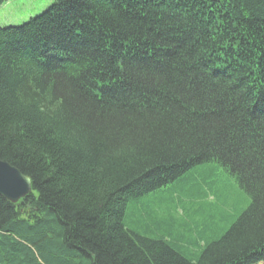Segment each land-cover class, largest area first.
<instances>
[{"label": "trees", "instance_id": "obj_1", "mask_svg": "<svg viewBox=\"0 0 264 264\" xmlns=\"http://www.w3.org/2000/svg\"><path fill=\"white\" fill-rule=\"evenodd\" d=\"M0 160L31 184L0 196V264H264V0H52L0 26ZM209 163L248 204L199 245ZM174 183L190 225H126Z\"/></svg>", "mask_w": 264, "mask_h": 264}, {"label": "rangeland", "instance_id": "obj_2", "mask_svg": "<svg viewBox=\"0 0 264 264\" xmlns=\"http://www.w3.org/2000/svg\"><path fill=\"white\" fill-rule=\"evenodd\" d=\"M52 0H8L0 5V26L19 25L29 17L44 10ZM193 177L196 178L199 190L206 193L203 200L211 203L210 209L203 215L195 218L198 223V233L193 231L192 238L199 241L201 245L204 241L215 239L224 230H226L232 221L247 207L248 199L245 193L232 180L226 178L216 164L209 163L201 166ZM183 186L180 183H174L171 187L163 189L160 192L150 194L142 199L138 212H131L132 207L126 209V225L138 232H143V226L149 225L154 230V222H166V208L172 211V217L175 219L174 231H179V226L183 221L191 224L190 219L184 217L188 213L187 208L164 207L166 204L177 205ZM145 206L148 207V211ZM183 215V216H182ZM150 236H157L154 234ZM202 241V242H200Z\"/></svg>", "mask_w": 264, "mask_h": 264}, {"label": "water", "instance_id": "obj_3", "mask_svg": "<svg viewBox=\"0 0 264 264\" xmlns=\"http://www.w3.org/2000/svg\"><path fill=\"white\" fill-rule=\"evenodd\" d=\"M30 191L29 178L7 162L0 160V196L6 201L15 203Z\"/></svg>", "mask_w": 264, "mask_h": 264}]
</instances>
